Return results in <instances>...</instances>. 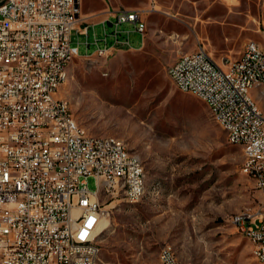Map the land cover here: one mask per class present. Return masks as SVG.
Here are the masks:
<instances>
[{
    "label": "built area",
    "instance_id": "obj_1",
    "mask_svg": "<svg viewBox=\"0 0 264 264\" xmlns=\"http://www.w3.org/2000/svg\"><path fill=\"white\" fill-rule=\"evenodd\" d=\"M3 1L8 9H0V264H96L92 253L102 252L107 212L103 193L133 198L147 172L121 144L88 133L72 107L58 99L57 69L68 58L142 49L150 10L110 11L102 22L104 37L80 42L88 48L80 56L72 30L82 0ZM259 30L264 39V27ZM132 33L141 37L138 48ZM167 74L178 89L211 104L230 143L250 147L242 171L261 192V208L237 212L231 222L264 264V110L249 99L250 85L263 86L264 52L247 41L239 57L219 64L202 46L181 53ZM80 249H87V259H78ZM162 250L161 264H192L178 263L170 244Z\"/></svg>",
    "mask_w": 264,
    "mask_h": 264
},
{
    "label": "rangeland",
    "instance_id": "obj_2",
    "mask_svg": "<svg viewBox=\"0 0 264 264\" xmlns=\"http://www.w3.org/2000/svg\"><path fill=\"white\" fill-rule=\"evenodd\" d=\"M81 6L97 5L82 0ZM148 9L142 49L72 58L58 93L88 133L121 139L147 172L139 202L123 192L103 193L109 223L100 236L102 260L161 264L162 247L170 244L183 263L261 264L252 241L231 222L237 212L261 208V192L242 171L250 147L230 143L207 103L178 89L167 69L181 53L202 46L222 64L239 57L247 41L262 43L264 0H158ZM95 35L104 37L103 25H91L80 42H93ZM131 44L142 45L138 33ZM85 52L81 45L80 55ZM250 95L264 110V85ZM88 184L97 188L94 177Z\"/></svg>",
    "mask_w": 264,
    "mask_h": 264
},
{
    "label": "bare ground",
    "instance_id": "obj_3",
    "mask_svg": "<svg viewBox=\"0 0 264 264\" xmlns=\"http://www.w3.org/2000/svg\"><path fill=\"white\" fill-rule=\"evenodd\" d=\"M0 9H8V1H0ZM249 43L252 46H258V52H264V39H263L262 43H257V42H253V41H249ZM71 59L72 58L66 59L65 62H64V66H59L58 69H57V82H58V84H60V85H58V93H59V90H60L61 86L66 83V81H67V79L69 77L68 67H69V63H70ZM263 85H264V82H263ZM260 86H262V81H255L253 83V85H250V91L253 88L260 87ZM250 91H249V99L255 100L250 95ZM194 95L199 97V98H201L203 100V97L201 95H199V94H194ZM58 99L65 100L66 104L71 106L70 103L66 99H63V98H61L59 96H58ZM207 105L209 106V108L211 110V104L207 103ZM212 114L215 117V119L220 123V120L216 117V112H212ZM102 137H103V143H110L111 140L116 141L118 144H121L122 149H124L125 151H127L129 153H132V152L129 151V149L127 148L126 144L121 139L115 138V137H111V136H102ZM132 155L134 157L135 165H143L142 160L140 159V157L137 154L132 153ZM249 157H250V155L248 156L247 162H249ZM145 193H146V177H143V179L139 183V187H137L133 191V198H126V199L128 201H130V202H133V203H134V201H141ZM249 213H252V212L249 211ZM108 223H109V220L107 218H105L102 221L101 229L104 230L105 227H108ZM171 248L173 250V257L177 258V262L178 263H183L182 261H180L178 255H177V252L175 251L173 246H171ZM101 256H102V252L92 253V261H95L96 264L105 263L102 260ZM78 259H87V249H80V251H78ZM160 261H161V263H164L163 250H161V253H160Z\"/></svg>",
    "mask_w": 264,
    "mask_h": 264
},
{
    "label": "crops",
    "instance_id": "obj_4",
    "mask_svg": "<svg viewBox=\"0 0 264 264\" xmlns=\"http://www.w3.org/2000/svg\"><path fill=\"white\" fill-rule=\"evenodd\" d=\"M156 2H158V0H95L97 6L95 8L88 9L87 11H82L81 6V14L79 20L72 30V34L73 32H76L78 37V45L73 47L74 50L78 55H80V46L82 44H80L79 37H89L90 26L92 25L94 27L98 24L102 25L103 20L109 16L110 11H116L122 8L150 10L148 8L152 5V3ZM182 2H185V0H182ZM84 30L87 31V35L83 33ZM87 49L88 48L85 47L86 51Z\"/></svg>",
    "mask_w": 264,
    "mask_h": 264
},
{
    "label": "water",
    "instance_id": "obj_5",
    "mask_svg": "<svg viewBox=\"0 0 264 264\" xmlns=\"http://www.w3.org/2000/svg\"><path fill=\"white\" fill-rule=\"evenodd\" d=\"M1 1H3V0H1Z\"/></svg>",
    "mask_w": 264,
    "mask_h": 264
}]
</instances>
